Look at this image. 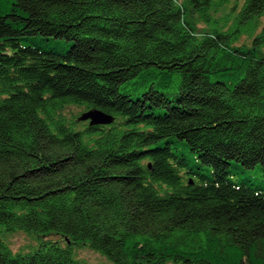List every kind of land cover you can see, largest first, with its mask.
<instances>
[{"label": "trees", "instance_id": "obj_1", "mask_svg": "<svg viewBox=\"0 0 264 264\" xmlns=\"http://www.w3.org/2000/svg\"><path fill=\"white\" fill-rule=\"evenodd\" d=\"M229 2L0 0L6 232L89 243L114 264H264V187L234 180L264 177V0L224 30L208 16ZM72 106L115 122L77 130ZM0 264L82 263L46 243L14 256L0 232Z\"/></svg>", "mask_w": 264, "mask_h": 264}, {"label": "rangeland", "instance_id": "obj_2", "mask_svg": "<svg viewBox=\"0 0 264 264\" xmlns=\"http://www.w3.org/2000/svg\"><path fill=\"white\" fill-rule=\"evenodd\" d=\"M185 0H179V3H183ZM245 0H230L228 4L225 6L219 7L211 11L208 16V19L211 17L220 23V26L223 27L224 23H228L227 26L223 27L224 30H227L232 25V20L236 12L239 11L243 5ZM189 7V6H187ZM7 8V4L4 5V11ZM190 8V7H189ZM189 20L195 24L197 28L198 34L203 35L206 33H211V25L204 20L203 14L194 13L190 10ZM264 27V17H262L259 21V29L254 34V37L258 35L261 29ZM251 35H244L240 38V40L236 43V46H245L251 47L253 39ZM36 41L40 43L42 47L46 50L56 49L59 51H66L70 48V43L66 41H41L40 38H36ZM262 54L264 55V48L262 50ZM126 91V90H124ZM82 112V108L79 107H67L63 112V115L68 119L73 117H78ZM79 125L76 127L77 130L87 129L88 123L86 122H77ZM192 160L196 158V156L188 155ZM193 163L195 161L193 160ZM254 178V183L259 186L264 187V177L260 168L251 171L249 173H241L239 170L236 171V175L234 176V180H243L246 178ZM0 232L3 238L4 243L7 245L9 250L12 252L14 256H27L38 251L42 245L46 244H54L59 245L62 248L71 247L74 253L75 260L79 261L82 264H114L109 259H107L102 254L93 250L89 243H73L68 242L63 236H60L55 233H50L46 236H37L35 234L25 233L22 231L18 232H6L2 226H0Z\"/></svg>", "mask_w": 264, "mask_h": 264}, {"label": "water", "instance_id": "obj_3", "mask_svg": "<svg viewBox=\"0 0 264 264\" xmlns=\"http://www.w3.org/2000/svg\"><path fill=\"white\" fill-rule=\"evenodd\" d=\"M87 119L92 120L91 125L111 124L114 120L113 116H110L100 110H92L89 113L84 114L80 120Z\"/></svg>", "mask_w": 264, "mask_h": 264}, {"label": "bare ground", "instance_id": "obj_4", "mask_svg": "<svg viewBox=\"0 0 264 264\" xmlns=\"http://www.w3.org/2000/svg\"><path fill=\"white\" fill-rule=\"evenodd\" d=\"M94 110V109H91V111Z\"/></svg>", "mask_w": 264, "mask_h": 264}]
</instances>
